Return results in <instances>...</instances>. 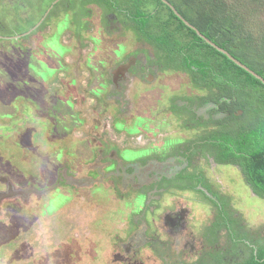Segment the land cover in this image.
<instances>
[{"label": "rangeland", "instance_id": "1", "mask_svg": "<svg viewBox=\"0 0 264 264\" xmlns=\"http://www.w3.org/2000/svg\"><path fill=\"white\" fill-rule=\"evenodd\" d=\"M46 1L44 2L46 13H44V10L42 11L45 15L50 13L52 8L51 1ZM91 9L93 13L91 12L89 19L86 20V24L90 23V27L87 29V33L81 35L80 39H78L82 44L91 39L99 41L100 39L94 35L97 33V35H102L104 39L103 46L109 50L119 46L127 47L128 44H133L134 48H145L143 47L144 45L137 44L135 46L133 34L125 29L112 32V26L108 25L109 28L103 27V32L100 29V24H102L100 15L102 12L97 8ZM54 10L66 13L68 7H66V4L61 3ZM69 10L72 11L70 8ZM34 12L35 9L25 0H0V24L4 25V28L0 27V38L22 36L32 30L36 26H34ZM84 13L86 14L85 11ZM72 16L73 14L70 12L68 15L58 16L56 19L51 20L45 31L31 38L30 44L25 41H9L7 39L0 44V133L6 125L8 128V130L0 134V149L3 150V152H0V177H3L1 178L3 182H6V180H3L5 177L7 179L10 177L13 184L20 182L17 185L18 187L21 186L20 190L22 191L27 190L26 185H33L34 189L40 190L43 182V186L62 190L61 193L54 192L52 194H49L51 193L49 191L48 194L46 193L47 195L43 194L40 198L36 196L38 193L30 197L33 201L35 199L39 200V202H35L32 205L35 207V214L30 211L33 216L32 224L34 223V218L37 217V210L42 213L45 219L44 222L39 223L36 220L33 231L34 248L44 246V250L47 253L36 257V250L33 255L27 251L26 256L23 257L22 255L21 257L24 249L18 250L19 255H17L16 259L9 262L11 257H8V263L5 264H36L37 259L40 261L37 264H51L52 260L54 263L56 261L60 262V264H79L80 251L85 253V255L81 253V256H84L86 264H91L88 238L99 231L100 234L112 240L117 233L128 227L127 222H125L128 216L137 218V220L142 217L147 223L149 222L145 217L149 220L153 219L154 225L149 224L157 229L160 236H163L161 241H164L165 244H171V239L175 242L178 235L175 238L172 235L165 236L168 233L164 220L165 213L169 211L176 212L181 207L193 213L190 208H193L196 203V196L194 194L191 196L189 191H181L182 193H178L177 198L174 195H164L159 200L153 198L157 197L152 194L153 192L149 194L150 198H146L144 193H146L145 191L148 187L143 188L144 192L139 191L145 182L155 181L156 176L152 173L153 170L156 171L158 169V165L153 168V163L146 166L141 165L142 161L149 156V153L151 154V151L145 148H152V154L155 152L158 155L159 151H154V146L161 147L173 135L179 137L178 133H183L178 129H176L177 131L171 128L161 129L160 131L155 129L160 135L155 137L154 131L150 129V132L148 131L146 134L149 139L145 137L142 140V143H151V146L146 147L139 146L135 142L138 138L137 134L140 129L147 128L148 118L150 120L149 125L152 127L155 126L153 122L159 123L165 118H167V122L173 121V117L168 112H165V110L169 109L167 108L169 106L167 99L170 96V92L173 91L172 89L178 87L181 89L183 87L182 85L185 83L181 78L183 76L177 75V77H173L169 75L166 79V76L159 71L161 83L155 84L152 82L151 84H146L145 87L131 85L128 87V93L123 96L124 100L129 102L130 113H123V120L121 119L122 116L120 117L121 120L115 118L119 114V105L114 99H109L108 102L104 82L100 79V72L96 76L100 86L94 87L93 82L90 89H87V77L80 70L82 63L78 61L79 57L84 60L85 55H80L78 40L74 38V27L67 24L66 28L68 29H65L63 25L70 23ZM118 18L123 24H130L132 21L128 14H124L122 19H120V16ZM76 23L78 24L76 26L80 27V23L77 21ZM133 25H135L134 22ZM136 27L140 30L142 29L139 22ZM63 43L65 45L61 47ZM67 45L71 47V50ZM191 48L188 46L186 52ZM62 49L65 54L61 56ZM82 49L84 50V47ZM53 54L59 55V57L54 59V57L52 58ZM111 56H109L108 52H104L103 56H94L93 62L96 65L105 57L107 62L111 61V63H114V59H111ZM167 57L169 58L165 54L160 57L156 56V59L158 63H163L167 60ZM71 58L77 61L74 63L75 65L70 64L69 67L75 69L76 73L74 74L78 76L76 87L81 89V93L79 95L71 94L68 87L65 88L67 91L49 89L48 83L50 81L54 83L53 88L58 86L56 69L59 63L65 62L66 66H68L66 61L69 62ZM173 59L176 58L173 57ZM100 64L103 65L102 63ZM103 72L104 70L102 69L101 73ZM45 96H56L57 99L54 98L53 102L49 104L45 103ZM91 96L97 99V104L94 105L92 103L89 105ZM29 99H32L34 105L32 108L30 107V110L34 109L36 115L33 113V119L24 120L20 116L26 107L29 106ZM73 100L76 103L75 105ZM80 102H83L84 105H79ZM73 108L76 111L71 113ZM75 113L77 115L73 116L72 114ZM182 113L184 114L185 110ZM113 123L117 130L128 135H136L134 137L129 136L132 139H129V141L135 142H133V145L130 143V146H133L132 148L127 146V148H124L115 140L118 137V141L122 142V135L114 129ZM108 125L112 132L102 134L104 132L103 129H106ZM104 126L106 127L104 128ZM23 127L27 131L22 132ZM69 128L72 130H69ZM171 132L173 134L169 135ZM167 133L169 136L166 135ZM38 134H41V136L36 138ZM55 135L61 136L60 139L52 138ZM33 136L34 140L38 141L35 144L32 139ZM110 139L116 144H111ZM105 142H110L109 148H114V145L119 146L118 150L114 148L115 153L112 157L118 158L117 162L120 167H122V162L125 161L123 164L128 165V167L131 166L128 169L129 172H132V174L136 172V174L131 175L132 177H125L121 174L120 179L108 173L115 171V169L113 170V164L115 165L116 160H112V163L108 162L111 155L108 151H113V149H106L104 146ZM38 143L39 145H36ZM59 149H62V151H57ZM4 158H9V160ZM200 163L196 161L193 166L195 169L198 167L205 170L208 179L217 182L221 191V187H228L229 184V189L232 193H235L241 199L239 212H241L240 215L243 217L244 222H246V218L247 222L250 221V224L247 222L246 224L259 233L262 230L261 227H264V222H262L264 221V209L258 210V214L256 213L257 218L252 216L251 206L257 209L259 204L257 200H254V197L243 199V197L238 196L239 194L236 190L246 191L242 185L243 182L241 184L236 183L238 185L231 184L232 179L229 182L225 176L228 174L227 170L216 165L210 158H204V161L202 160ZM170 170H172V166L167 165L162 169L165 174H170ZM230 171L229 174L232 172L234 174L233 170ZM70 176L72 178L69 181L68 178ZM115 177L118 178V181ZM126 179L128 180L126 181ZM133 179H135L136 182L134 184L137 186H132ZM175 180L176 184L181 185L184 183V181H179L177 178ZM239 181L242 180L240 179ZM2 183L1 185L5 189V184L3 183V185ZM6 188H8L7 184ZM14 192L15 189H13L12 194ZM13 198L20 200L18 195ZM155 199L156 202L158 201L157 203L154 202ZM144 200L149 203L151 208L152 206H157L158 208L154 215L152 213V217H150L151 214L145 215L142 212L143 207L141 206ZM206 205L207 203H205ZM3 216L9 217L8 214H3ZM12 216L13 214L11 213ZM24 216L25 212L22 213V217ZM211 217V213L209 215L208 213L205 214V227L210 225ZM203 228L204 226H201V231ZM113 231L116 234L112 233ZM149 232V228L146 227L144 229L145 235H148ZM183 240L185 241V239ZM28 242L30 241L26 240V243ZM102 243L106 247L105 241H102ZM95 251H98V249L95 248ZM113 254L111 252L109 256ZM49 256H52L51 260H49ZM4 259H7V257L5 256ZM3 263L4 261L1 262V264Z\"/></svg>", "mask_w": 264, "mask_h": 264}, {"label": "flooded vegetation", "instance_id": "2", "mask_svg": "<svg viewBox=\"0 0 264 264\" xmlns=\"http://www.w3.org/2000/svg\"><path fill=\"white\" fill-rule=\"evenodd\" d=\"M25 1L31 4L33 9L36 6V8H38L39 5L44 2L43 0H33V2H31L32 0ZM61 2V0H52V8L50 10V13L46 15L44 14L45 16L39 19V21L37 22L38 24L36 23V26L34 25L35 27L28 33H25L22 36H8L7 38H0V44L5 42L6 39L9 41H25L30 44L31 38L36 37L37 34L45 31V29L49 26L51 20L56 19V17L58 16L66 15L63 11L54 10V8L58 7H56V5L60 4ZM90 8L97 7H94L92 5ZM53 10L54 12L52 13ZM99 10L104 14L105 11L103 9ZM91 12L93 13L92 9H90L89 16L83 18L82 23L84 22V24H86V20L89 19ZM104 15H106L109 19V23L112 26V32L121 31V29L123 30V26L118 18L119 15L117 16L115 12H109ZM75 22L76 20L72 16L69 25L74 27V38L78 40L80 39L81 35H85V33H87V29H89L90 23L86 24L87 29L82 30V28H79L75 25ZM63 25L66 29V24ZM102 26L103 25L100 24V29H102V31L104 32ZM0 27L4 28V25L2 26L0 24ZM77 30H80V32L78 33ZM77 33L80 34V37H78ZM94 35L101 41L91 39L88 42H84L83 44L80 40H78L77 42L80 48V55H85L84 60L81 57L78 58V61L82 63V67L80 66V70H82L84 75L87 77L88 90L90 89L91 84L93 82L94 87H97V85L100 86L99 83L96 82L97 73L100 72V79L104 82V89L108 97V102L109 99H114L115 102L119 105V114L115 116V118L123 120L124 118L122 114L125 112L127 114L130 113L129 102H126L123 98V96L128 93V87H130L131 85L145 87L146 84H151L152 82L157 84L160 82V72L164 76H166V79L169 77V75L173 77H177V75H182V81L185 82L182 85L183 87L181 89H179L178 87L172 90L173 92L180 91L182 95H185V97H189V99H191L192 95L194 94L193 82L190 79L188 80L187 76L183 73H176L172 71L168 72L167 70H163V65L157 62L156 57H154L151 53L149 54V52H146L141 47L134 48L133 44H128L127 47L119 46L117 48L109 50L108 48H105L103 46L104 39L102 35H97V33ZM137 42L135 41L134 45H136ZM63 45L65 44H61V47H63ZM68 46L69 45H67V47ZM83 47L84 50L82 49ZM68 48H70L71 50V47ZM104 52H108L109 56H111L112 54L111 59H114V63H111V61L107 62L104 57L103 60L105 64H102L105 66L98 64L97 66H93L94 56H98L99 54L103 56ZM62 54H65L63 49L60 55L62 56ZM53 57L54 59H57L56 57H59V55L56 56V54H53L52 58ZM76 62L77 61L74 60V58H71L69 59V62L66 61L68 66H66L65 62L59 63V66H57L58 68L56 69L58 76V86L57 88H53L52 86L54 85V83H51L50 81L48 83V88L60 89L61 91H64L65 88L68 87V90L69 92H71V94L74 93V95H79L81 93V89H79V87H76L78 76L74 74L76 73L75 69H71L69 67L70 64L75 65L74 63ZM100 69H103L104 72L101 73ZM185 78L187 79L185 80ZM65 80L67 81L68 85L66 84ZM99 90H101V88H99ZM89 102V105L92 103L95 105L97 104V99L94 98V96H91ZM85 103L87 104V102ZM75 104L76 103L74 101V105ZM79 105L83 106L84 103L80 102ZM167 108L169 109L165 110V112H168L173 117V121L167 122V118H165L159 121V123L153 122L155 126L152 127L151 125H149L150 120L148 118L147 128L140 129L139 133L137 134L138 138L136 137L137 141L135 142L139 146L142 145V147L151 146L150 142H148V144L142 143V140H144L145 137L149 139L146 134L148 133V131L150 132V129L154 131V135H156L155 137L160 136L158 135V132H156L155 129H158V131L166 128H171L175 131H177L176 129H178L183 134L178 133L179 137L173 135V137L165 141L163 146L161 147L154 146V151H159V154L157 155L155 152L154 154H152L151 152V154L149 153V156H147L146 159L142 161V166H146L147 164L153 163V168L158 165V169L156 171L153 170L152 173L156 176L155 181H151L150 183L145 182L142 185V189H139V191L144 192L143 188L148 187L145 191L146 193H144L146 198H150L149 194L153 192L152 194L154 196H157L153 198H156L157 200L162 198L164 195H174L175 198H177L178 193L189 191L191 196H193V194L196 196V203L193 208H190L193 213L190 210H186L184 207H181L176 212L168 210L169 212L165 213L166 216H164V220L168 228V233L165 236L172 235L173 238H175V236L178 235L176 237L175 242L173 239H171V244H165L164 241H161L163 236H160V234H158L157 229L152 226L154 225L152 221L153 219L149 220L145 216L144 217L147 219V221L152 225L147 223L144 218L142 219V217H140L141 219L137 220V218H132L131 216H128L127 220L125 221L127 222L128 227L124 228L121 232L117 234L113 231L112 233H115L116 235L114 238H112V240L111 238H107L100 234L99 231H97L93 233L90 238H88V242L90 244L91 264H114V262H116V264H238L236 263L238 260H240L239 262H241L243 258L247 260V258H249L250 256H257L258 249L264 246V227L262 226V230L257 233L251 228V226L246 224V218V222H244L243 217L240 215L241 212H239V208H241V205L239 204L241 203V199L238 198L235 193H232V191L229 189V184L228 187H221V191L219 189L220 185L217 182L208 179V176H206V178L211 184L209 189H206L210 192L207 191L208 196L206 195L207 197H205V170L200 169L198 167H196L197 169H195V167L193 166L196 161H199V164H201L200 162L202 160L204 161L205 158V152L203 151L205 146V138H203L205 136V106L194 108L195 110L192 109V112H196L197 118L202 119L199 124L192 122V114L182 115L181 120L177 121L175 120L176 117L173 115V109L170 106H168ZM186 109L187 108H185L184 110ZM72 110L73 111L71 113L76 111L75 108H73ZM241 114L242 112L239 113V115ZM73 115L77 114L75 113ZM113 126L114 129L122 135V142L118 141V137L115 138L119 145L123 146L124 148L126 146L132 148L133 146H130V143H132L133 145L134 141H129V139H131L129 136L134 137L136 135H128L125 132L117 130L115 128L114 123ZM105 127L106 126H104V128ZM109 128L110 126L108 125L106 129H103L104 132L101 131L102 134L105 132H112V129ZM172 134V132L169 133V135ZM166 135H168V133ZM40 136L41 134H38L36 138H39ZM32 139L34 140V136L32 137ZM194 140L197 141L195 144L193 143ZM110 141L111 144H116L115 142H112L111 139ZM109 144L110 142H105L104 144L106 149H113V151H108V153H111L108 162L112 163V160L116 161L115 165L113 164V170L115 169V171H110L108 173H111L120 179L121 174H123L125 177H129L131 175L133 176V174H136V172H134L133 174L132 172H129L128 169L131 166L128 167V165L126 166L125 164H123L125 161L122 162V167L118 165V158L115 159L112 156L115 153L114 148L115 150H118L119 146L114 145V148H109ZM145 149L153 151V149L149 147H146ZM57 151H62V149H59ZM178 159L180 161H178ZM210 159L213 160V158ZM165 165L170 167L172 166V170L169 171L171 172L170 174H165L164 171H162ZM216 165H218L219 167H224L223 169L227 170L228 174H226L225 176L229 180V182L232 179L231 184L238 185L243 182V176L240 172V169L236 165ZM230 170H233L234 174H232L233 172L229 174L231 172ZM186 172L200 176L202 179L196 178L195 180H197V182L192 181L190 185L192 187L188 185L187 190H181V188H179V184H176L174 181H176V178L178 179V173L183 174ZM117 177L115 178L118 181ZM1 178L3 177H0V264L3 261V264L8 263V257H11L9 259V262H12L14 259H16L17 255H19L18 250L22 249H24V251L23 253H21V257L22 255L23 257H25L27 251L28 253L33 255V252L35 250L36 257L46 254L47 252L44 250V246L40 248H34L33 242H35V239L33 236V231L35 229L36 220L37 223H39L44 222L45 219L42 216V213L37 210V219L34 218V223L32 224L31 221L33 219V216L31 215L30 211L32 213L34 212L35 214V207L32 205H34L35 202H39V200L35 199L33 201L30 197H32L31 195L38 193L40 195L36 194V196L40 198L41 196H43V194H48L49 191H51V193L49 194H52L54 192L61 193L62 190L49 188L50 186H43V182L42 186L40 187V190H37L36 188L34 189L33 185H26L27 190L22 191L20 190L21 186L18 187L20 183L18 180L17 182L19 183L13 184L10 177H8L9 179H7L6 177L3 179L6 180V182H3ZM71 178L72 177L70 176L68 180L70 181ZM123 179L125 178L123 177ZM240 179L242 181H239ZM127 180L128 179H126V181ZM2 182L5 184V189H3L1 185ZM135 182V179H133L132 186L135 185ZM6 184L8 185V188H6ZM24 184H26V182H24ZM183 184L186 185L187 183ZM242 185L244 186V189L246 191L243 192L241 190H236L239 194L238 196H240L241 198L243 197V199H247L248 197H254V200L258 201L257 203L259 205L257 209L251 206V214L253 217L257 218L256 213L258 214V210L264 209V199L255 195L253 189H251L246 183L243 182ZM13 189H15V192L12 194ZM17 195L20 196L21 201L15 200L13 198ZM234 197L236 199L235 201ZM156 199L154 200L155 203L158 202H156ZM205 203H207L206 206ZM141 207H143L142 212H144L145 215L151 214L150 217H152V213L154 215L158 211L157 206H152L151 208L149 206V203H147V201L145 200L143 201ZM209 210L211 211L209 212ZM23 212H25L24 217H22ZM11 213L13 214L12 217ZM207 213L208 215L209 213H211L212 217L210 225L205 227V214ZM3 214H8L9 217H5L3 216ZM231 223L234 225V227H232ZM247 223L250 224V221ZM201 226H204L202 231ZM146 227L150 230L148 235H145L144 233V229ZM183 239H185V241ZM241 239L245 241L246 244H244ZM249 239H254V242H246V240ZM26 240H29L30 242L26 243ZM102 241H105L106 247L103 245ZM95 248H97L98 251H95ZM111 252H113L114 254L112 256H109ZM81 253L82 251H80V255L78 258L79 264H86L85 258L84 256H81ZM82 254L85 255V253ZM5 256L7 257V259H4ZM36 261L37 263H40L38 259Z\"/></svg>", "mask_w": 264, "mask_h": 264}, {"label": "trees", "instance_id": "3", "mask_svg": "<svg viewBox=\"0 0 264 264\" xmlns=\"http://www.w3.org/2000/svg\"><path fill=\"white\" fill-rule=\"evenodd\" d=\"M61 1L68 7L65 14L71 12L82 30L87 29L82 21L89 16L92 5L103 9L104 14L116 12L120 19L128 14L131 23H120L123 29L133 34L137 44L144 45L143 50L154 57L167 54L169 58L161 63L162 69L183 73L193 82L194 94L191 99L180 91L170 92L167 101L173 109L175 120H181L182 112L187 108L183 115L192 114V122L199 124L202 119L197 118L192 109L205 106V158H213L216 164L236 165L243 182L253 189L255 195L264 199V84L198 34L229 52L264 79V0H165L198 32L188 27L163 0ZM44 2L38 8L34 7V25L46 12ZM104 14L100 15L102 28H109V19ZM138 22L142 26L141 30L136 27ZM75 25L78 24L75 22ZM189 45L192 48L186 52ZM100 63L105 64L104 60ZM54 98L57 99L56 96H45L44 101L50 104ZM29 101V106L20 116L24 120L33 119L32 115L35 114L34 109L30 110V107H34L33 101ZM6 130L7 125L0 134ZM24 131L27 130L23 127ZM60 137L55 135L52 138ZM33 142L38 141L35 139ZM196 142L193 141L194 144ZM0 152L3 150L0 149ZM177 177L179 181L187 183L179 185L181 190H187L192 181L197 182L195 179L201 178L188 172L178 173ZM210 184L205 175V197L208 196L209 190L206 189H209ZM243 243L246 244L245 241ZM51 258L49 256V260ZM239 261L236 263L264 264V246L258 249L257 256ZM51 264L60 262L54 263L52 260Z\"/></svg>", "mask_w": 264, "mask_h": 264}, {"label": "water", "instance_id": "4", "mask_svg": "<svg viewBox=\"0 0 264 264\" xmlns=\"http://www.w3.org/2000/svg\"><path fill=\"white\" fill-rule=\"evenodd\" d=\"M164 3H166L176 14L177 16L191 29L196 30L192 25H190L183 17H181V15H179V13L175 10V8L171 5V3L163 0ZM198 32V31H197ZM199 36L201 38H203L204 40H206V42L208 44H210L211 46H213L214 48H216L219 52L223 53L224 55H226L230 60H232L233 62H235L239 67L243 68L244 70H246L247 72H250L251 75H253L254 77H256L257 79H259L263 84H264V79L259 76L256 72L250 70L247 66H245L244 64H242L240 61H238L237 59H235L229 52H227L226 50L219 48L217 45H215L214 43H212L209 39L205 38V36H203L202 34L198 33Z\"/></svg>", "mask_w": 264, "mask_h": 264}]
</instances>
